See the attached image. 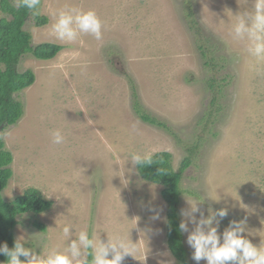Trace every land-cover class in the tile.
Returning <instances> with one entry per match:
<instances>
[{"label":"rangeland","instance_id":"374dc122","mask_svg":"<svg viewBox=\"0 0 264 264\" xmlns=\"http://www.w3.org/2000/svg\"><path fill=\"white\" fill-rule=\"evenodd\" d=\"M9 1L17 7L18 0ZM66 6L94 10L104 22L103 39L56 40L52 24ZM251 7L252 0H41L39 14L28 18L24 30L35 47L53 43L63 49L52 60L27 54L19 63V72L33 71L36 81L16 96L24 114L2 133L13 154L3 197L11 203L34 188L53 206L18 215L15 239L23 236L40 254L67 245L61 235L65 222L76 231L95 228L105 242L133 228L131 239L140 251L123 264H183L169 246L164 187L143 180L127 161L135 152H169L177 172L190 160L181 181L179 221L188 201L199 198L205 215L209 208L229 209L221 233L231 220L247 217L248 238L259 246L264 62L256 63L229 32L234 15ZM3 17L10 19L0 10ZM37 17L48 23L38 26ZM139 107L176 136L143 122ZM57 129L65 135L60 145L52 143ZM150 207L162 208V219H152ZM181 233L188 264H196L187 233Z\"/></svg>","mask_w":264,"mask_h":264},{"label":"clouds","instance_id":"9594fccd","mask_svg":"<svg viewBox=\"0 0 264 264\" xmlns=\"http://www.w3.org/2000/svg\"><path fill=\"white\" fill-rule=\"evenodd\" d=\"M17 6L27 9L32 15H38L41 0H18ZM56 15L51 28L56 40L82 44L83 36H91L96 41L103 39L104 22L94 10L84 11L78 7L66 6ZM229 32L234 41L245 43L247 54L256 63L264 62V0H252L250 9L235 14ZM64 142L65 135L61 130L52 132L53 144L60 145ZM127 161H131L133 168L137 165L148 166L153 164L152 153H131ZM121 171L124 176L125 167L123 170L120 167L119 172ZM202 202L199 198H195L193 202L188 201L189 208L182 209L180 213L183 219L179 229L187 233V244L193 250L192 259L196 264H200L202 260L206 264H264V241L257 246L248 238L251 234L247 228V217L231 220L221 233L220 224L228 216L229 209L209 208L205 215L199 206ZM148 211L154 213L152 219H162V208L157 211L150 207ZM190 224L194 226L191 230ZM75 229L73 223H64L61 235L68 243L63 250L53 247L37 254L35 249L25 245L21 236L16 239L12 248L7 243L0 245V254L7 256L6 264H123L127 256L135 258L140 251L139 242L131 239L133 228L130 233L123 235L107 234L106 242L95 228L91 232L87 229ZM21 257L25 259L22 260Z\"/></svg>","mask_w":264,"mask_h":264},{"label":"trees","instance_id":"16d2710c","mask_svg":"<svg viewBox=\"0 0 264 264\" xmlns=\"http://www.w3.org/2000/svg\"><path fill=\"white\" fill-rule=\"evenodd\" d=\"M0 10L10 19H0V245L7 243L9 248L14 247L15 227L18 224L17 216L26 213L41 214L52 209L53 202L46 200L43 194L34 188L28 189L23 196L17 197L13 202L7 203L3 191L7 188L13 176L11 165L13 154L6 150L2 133L14 126L22 118L24 107L16 96L26 88L32 86L36 76L31 70L19 72L18 66L21 59L31 54L40 60H52L61 51L62 47L53 43H44L33 46L31 35L24 30V25L32 15L23 7H14L9 0H0ZM37 25L42 27L48 23L46 17H37ZM138 112L143 122L163 128L174 137L176 134L166 123L142 112ZM153 164L148 166L137 165L140 177L152 184L164 187L162 192L168 204V238L169 246L174 257L183 264H188L187 253L182 244V233L179 229V205L182 195V176L190 160L183 161L181 170L175 171L172 164V154L161 152L152 156ZM39 230L45 231V226L40 223L34 225ZM7 256L0 254V261L7 262ZM21 259H25L21 257Z\"/></svg>","mask_w":264,"mask_h":264}]
</instances>
